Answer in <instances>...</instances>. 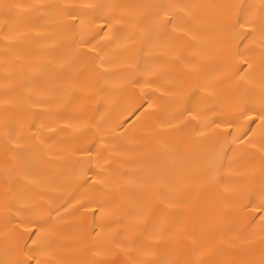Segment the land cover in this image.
Masks as SVG:
<instances>
[{
  "label": "snow or ice",
  "instance_id": "6c2138e0",
  "mask_svg": "<svg viewBox=\"0 0 264 264\" xmlns=\"http://www.w3.org/2000/svg\"><path fill=\"white\" fill-rule=\"evenodd\" d=\"M0 8V264H264V0ZM203 182L213 241L182 222Z\"/></svg>",
  "mask_w": 264,
  "mask_h": 264
},
{
  "label": "bare ground",
  "instance_id": "6f19581e",
  "mask_svg": "<svg viewBox=\"0 0 264 264\" xmlns=\"http://www.w3.org/2000/svg\"><path fill=\"white\" fill-rule=\"evenodd\" d=\"M23 0H0V5L2 4H13V3H21ZM203 3L206 4H214V3H223L225 0H202ZM253 2H258V0H253ZM214 11V10H213ZM3 9L0 8V23L3 22ZM209 44L211 45V41L214 39V37H208ZM3 73L0 71V76H2ZM0 83H2V80H0ZM0 91H2V88H0ZM96 105L93 103L90 105L91 108H94ZM131 148H142L143 153L147 154L151 152L152 146L143 142H138L136 144L130 145ZM229 145H225V151ZM134 155H139V153H134ZM211 156V149H208L205 153V160ZM121 170H132L135 166H125V165H119ZM74 170V165L69 163L68 165V173L69 175L65 178L63 183L66 185V190L64 191H55L52 193L53 196L56 197H63L64 200L61 201L63 203L65 200L69 199L73 194V184L75 183L73 177L71 176V173ZM86 177H81V180L85 179ZM3 185L0 183V189H2ZM79 198V197H78ZM190 200V206L187 209H184L185 216L182 220V222L186 225L187 231L191 233L193 230H195L198 234L204 233V239L213 241L214 240V215L215 210L218 205V200L216 199V190L212 188L207 182L199 183V184H193L192 191L189 196ZM40 203H44L43 201H40ZM49 204L52 203L51 200L48 201ZM244 201L241 200V205H243ZM47 212V206L45 205L44 208L41 209V214L46 215ZM3 216V209L0 208V218ZM85 219V217L82 216H74V217H68L65 219L62 224L66 227V231L64 235L61 237L60 243L62 245H65L63 248V255L65 257L71 256L73 254V249L71 247H68L69 245H72L76 243L81 234V230L79 225L81 222ZM87 225L89 226L92 224V218L91 216L86 217ZM184 241V246L189 247L192 242V236L186 235L182 237ZM257 249L261 247V240L260 238H257L254 245ZM10 255L9 252L6 251L5 244H4V236L2 234V229H0V261H3Z\"/></svg>",
  "mask_w": 264,
  "mask_h": 264
}]
</instances>
